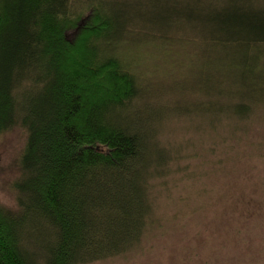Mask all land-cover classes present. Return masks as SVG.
Listing matches in <instances>:
<instances>
[{
    "label": "trees",
    "instance_id": "obj_1",
    "mask_svg": "<svg viewBox=\"0 0 264 264\" xmlns=\"http://www.w3.org/2000/svg\"><path fill=\"white\" fill-rule=\"evenodd\" d=\"M147 54L155 63L149 57L143 76ZM191 70L203 73L200 87L174 86ZM195 89L205 101L174 103ZM257 109L264 0H0V136H25L9 180L15 206L0 202V264L134 261L167 224L156 189L186 169L159 129L185 127L194 111L210 117L198 119L206 131L244 132ZM232 180L240 192L220 216L232 210L242 225L214 227V250L199 241L187 263L216 264L227 245L245 242V217L264 219L262 178ZM170 225L175 243L204 224Z\"/></svg>",
    "mask_w": 264,
    "mask_h": 264
},
{
    "label": "rangeland",
    "instance_id": "obj_2",
    "mask_svg": "<svg viewBox=\"0 0 264 264\" xmlns=\"http://www.w3.org/2000/svg\"><path fill=\"white\" fill-rule=\"evenodd\" d=\"M147 55L145 60H143V57L139 59L143 63L139 72L143 76L146 72L143 66H147V63L148 65L149 63H155L152 61V57L149 54ZM149 57L152 63L149 62ZM203 77L204 75L200 70H191L186 74L177 75L174 86L178 85L181 88L180 85L182 84V87H188L187 91H190L192 90L191 87L201 86L200 82ZM196 89L187 96L182 95L174 103H202L204 97L199 96ZM158 98H163V96H158ZM143 101L144 99L139 100L138 103ZM208 101L212 102L211 100ZM149 102L152 103L151 100ZM259 113H262V116L253 117ZM254 114L251 117L255 119L252 122L255 125L250 127L251 123H248V127L244 132L237 131L235 126L232 125L219 126L215 123H213L215 128L209 126L206 131L204 130L205 127H201V122L198 119L208 122L207 119H210V117L196 116L194 111L187 112L182 120L183 122L187 121L185 127L183 125L178 127L171 125L160 128L159 138L173 150L180 149L184 153L178 159V164L181 167H186L185 170L180 169L179 172L175 173L177 175L176 178L173 177L175 179H168L165 184H161L155 191V194L158 195L161 212H163V220L167 224L155 236L152 244L146 246L141 255L132 258L134 261L128 263L110 261L103 263L101 261L90 264L207 263L204 257L202 259L195 258L192 263H187L185 260L192 256L189 252H197L199 241L204 248L214 250L212 241L220 233L214 227L221 230L228 220H232L231 223L242 225L238 219V213H234L232 210L228 214L220 216L222 210L227 209V203L233 198L231 195L240 192H238L239 185L236 182L234 183L232 178L238 180L240 185L244 184L245 181H251L250 184H254L258 176L259 179L262 178L260 186H263V189L259 192L260 195L257 198L259 200L261 198V206L264 203V112L257 109ZM190 119L195 120L192 122ZM24 138V133L19 128L0 136V202L5 203L8 207H14L16 203L14 191L9 187V180L17 174L15 162L23 146ZM189 150H192L195 156L193 154L189 155ZM196 155H203L202 160ZM205 155L213 160V164L215 160H219L215 171L209 166L212 160L207 159ZM205 174L210 176L206 177ZM4 180H8V182H4ZM214 185L217 194H212V197H210ZM218 193L226 197L220 198ZM210 198L212 203L202 209ZM188 208L189 211H187ZM175 218L180 229L188 218L191 219L192 223L201 221L204 225L197 231L191 232V234L184 235L181 231L177 234L178 238H175L178 242L172 243L173 231L170 224L173 223ZM253 219L248 216L243 220V224H249L246 225L248 235L244 237L245 242H240V245L237 244L234 247L227 245L222 252H218L220 253L218 257H215L214 262L216 264H241L237 261L241 257H243L242 264H264V219L261 215ZM191 248L192 251H189ZM233 249L237 250L238 256L234 254ZM194 254L193 256H196Z\"/></svg>",
    "mask_w": 264,
    "mask_h": 264
}]
</instances>
